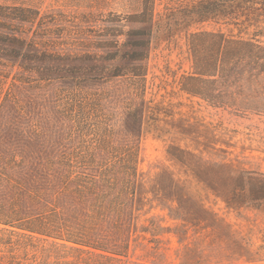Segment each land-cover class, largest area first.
<instances>
[{
	"label": "rangeland",
	"instance_id": "1",
	"mask_svg": "<svg viewBox=\"0 0 264 264\" xmlns=\"http://www.w3.org/2000/svg\"><path fill=\"white\" fill-rule=\"evenodd\" d=\"M108 4L100 10L101 0H0V36L58 58L101 54L113 39L108 35L115 33L105 28H123V23L103 22L108 12L124 15L116 2ZM170 4L156 0V18ZM218 30L238 31L212 20L151 41L144 63L147 125L141 136L125 126L126 103L133 99L125 78L82 82L80 94L72 96L90 101L87 108L77 107L65 100V92L77 87L55 67L37 72L21 58L0 54V207L14 208L20 217L56 214L69 219L89 208L95 217L100 197L115 212L105 213L93 238L112 251L127 245L121 258L125 264H264V253L256 254L264 205L228 207L223 199L231 174H264V117L214 109L180 90L182 76L191 71L186 35ZM170 146L189 153L188 163L211 179L214 188L197 184L167 154ZM130 147L137 152L131 200L118 193L123 178L118 159ZM107 163L115 166L116 191L104 194L98 185L84 191H94V196L81 194L78 185ZM224 163L226 168L220 169ZM162 175L191 184L213 220L192 225L179 219L180 211L174 212L175 203L161 190ZM119 209H124L120 217L114 215Z\"/></svg>",
	"mask_w": 264,
	"mask_h": 264
},
{
	"label": "trees",
	"instance_id": "2",
	"mask_svg": "<svg viewBox=\"0 0 264 264\" xmlns=\"http://www.w3.org/2000/svg\"><path fill=\"white\" fill-rule=\"evenodd\" d=\"M164 12L156 18V0H101L100 8L116 2L124 15L108 12V24L123 23V28L106 27L115 33L108 36L104 52L82 58H58L31 49L25 50L24 43L14 37L0 36V54L21 58L37 72L55 67L56 73L69 79L77 87L66 91L65 100L77 107L87 108L90 99L72 95L80 94V84L87 80L109 81L111 78H125L130 96L126 103L125 126L141 136L145 132L146 66L149 47L153 39L171 37L194 24L218 20L238 31H195L186 35V47L191 61V71L182 76L180 90L186 95L198 98L214 109H228L235 114H251L264 117V0H169ZM104 6V7H103ZM6 9V8H4ZM136 24L137 28L130 27ZM57 65H52V64ZM49 79V77H48ZM78 91V92H76ZM72 96V97H70ZM135 99L139 102L134 103ZM90 104V103H89ZM148 117V116H147ZM151 120V119H149ZM136 149L130 147L124 158L118 159L123 178L119 195L126 199L136 194ZM167 154L186 168L195 182L212 190L211 179L191 167L184 149L170 146ZM119 158V157H118ZM110 162H115L111 160ZM89 182L79 184L80 193L105 188L104 194L116 191L115 166L112 163L99 166ZM220 169L226 165L220 164ZM230 183L223 199L228 207L259 208L264 205V174L239 171L231 174ZM161 190L164 197L172 200L180 211L179 219L187 218L190 224L213 220V214L205 207L201 196L191 184L162 175ZM81 197V196H80ZM106 197V196H105ZM115 199V198H114ZM99 208H87L85 215L61 218L59 215L20 217L17 210L0 207V264H125L127 245L121 251H112L102 241L93 238L98 227L104 223L105 213H114L112 203L103 206L105 200L97 197ZM119 209L115 216H122ZM115 228V227H114ZM264 253V231L256 254Z\"/></svg>",
	"mask_w": 264,
	"mask_h": 264
}]
</instances>
